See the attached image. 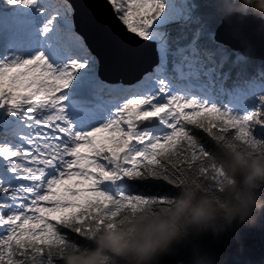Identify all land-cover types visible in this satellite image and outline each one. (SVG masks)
Wrapping results in <instances>:
<instances>
[{"label": "snow or ice", "instance_id": "6c2138e0", "mask_svg": "<svg viewBox=\"0 0 264 264\" xmlns=\"http://www.w3.org/2000/svg\"><path fill=\"white\" fill-rule=\"evenodd\" d=\"M242 2L0 0V264H63L105 224L218 191L222 144L264 151V16ZM197 247L264 264V217Z\"/></svg>", "mask_w": 264, "mask_h": 264}, {"label": "clouds", "instance_id": "9594fccd", "mask_svg": "<svg viewBox=\"0 0 264 264\" xmlns=\"http://www.w3.org/2000/svg\"><path fill=\"white\" fill-rule=\"evenodd\" d=\"M213 159L228 177L219 199L183 188L174 207L157 206L106 225L92 248L66 252L63 264H158L178 246L190 252L193 264H212L211 253L197 247L202 238L219 241L264 217V151L248 155L222 144Z\"/></svg>", "mask_w": 264, "mask_h": 264}, {"label": "trees", "instance_id": "16d2710c", "mask_svg": "<svg viewBox=\"0 0 264 264\" xmlns=\"http://www.w3.org/2000/svg\"><path fill=\"white\" fill-rule=\"evenodd\" d=\"M245 8H247L248 11H251L253 14L255 15H258V16H264V7H261V0H243L242 4L240 5L239 8L235 9V10H238V11H243ZM224 145V144H223ZM226 147H229L231 148L232 146H228V145H224ZM247 152V151H246ZM248 153V152H247ZM248 155H253V154H249ZM222 159H225L226 160V157H222ZM217 165V164H216ZM218 167V166H217ZM218 169H221L222 170V173L225 175L226 179L223 181V183H225L227 180H228V177L226 175V173L224 172L223 168H220L218 167ZM223 183H220L217 185L218 187V191H213V192H210L208 189L206 188H203L201 185L199 184H196L194 186H186L184 188H189V189H195L197 190L198 192H204L210 196H214L216 197L217 199H219V186L222 185ZM180 196V193L178 194L177 198L175 199V201H172V202H166L165 204L163 205H160V204H157L155 207L157 206H160V207H166V208H171V207H174L175 204L177 203V200ZM153 207V208H155ZM148 209H151V208H148ZM147 209V210H148ZM146 211V210H145ZM137 213H140V212H137ZM99 231L94 235V237L92 238V241H91V244L87 247H84L80 250H74L72 248H68L66 252H74V253H77L79 254V252L83 251L85 248H92L94 245H93V240L94 238L99 235ZM227 234H225L224 236H222L220 239L224 238ZM210 237V236H208ZM64 253V254H65ZM168 256V255H167ZM165 257V256H164ZM110 264V262H109Z\"/></svg>", "mask_w": 264, "mask_h": 264}, {"label": "rangeland", "instance_id": "374dc122", "mask_svg": "<svg viewBox=\"0 0 264 264\" xmlns=\"http://www.w3.org/2000/svg\"><path fill=\"white\" fill-rule=\"evenodd\" d=\"M156 206V205H155ZM134 214H136V213H134ZM126 217V216H125ZM125 217H123V218H125ZM122 218V219H123ZM117 221V220H116ZM116 221H113V222H110V223H108V224H105L100 230H99V233H101V231L103 230V228L106 226V225H109V224H112V223H114V222H116Z\"/></svg>", "mask_w": 264, "mask_h": 264}]
</instances>
